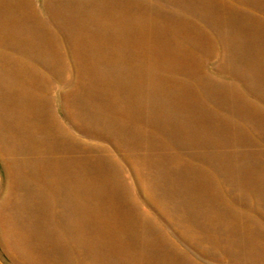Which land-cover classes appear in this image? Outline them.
<instances>
[{
  "label": "rangeland",
  "instance_id": "rangeland-1",
  "mask_svg": "<svg viewBox=\"0 0 264 264\" xmlns=\"http://www.w3.org/2000/svg\"><path fill=\"white\" fill-rule=\"evenodd\" d=\"M0 264H264V0H0Z\"/></svg>",
  "mask_w": 264,
  "mask_h": 264
},
{
  "label": "bare ground",
  "instance_id": "bare-ground-1",
  "mask_svg": "<svg viewBox=\"0 0 264 264\" xmlns=\"http://www.w3.org/2000/svg\"><path fill=\"white\" fill-rule=\"evenodd\" d=\"M244 60V59H243Z\"/></svg>",
  "mask_w": 264,
  "mask_h": 264
}]
</instances>
